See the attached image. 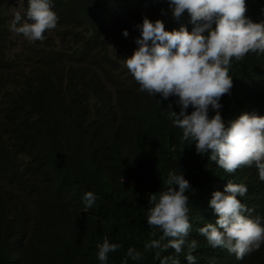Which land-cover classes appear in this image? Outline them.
I'll use <instances>...</instances> for the list:
<instances>
[{
    "label": "clouds",
    "instance_id": "clouds-1",
    "mask_svg": "<svg viewBox=\"0 0 264 264\" xmlns=\"http://www.w3.org/2000/svg\"><path fill=\"white\" fill-rule=\"evenodd\" d=\"M3 1L9 6L7 28L13 37L41 42L58 28L59 14L52 0H28L25 16V0ZM245 1L250 5V0H168L173 21L178 22L187 11L192 30L181 25L178 30L167 31L162 20L153 22L145 17L142 25H137L141 35L136 32L134 36L138 48L119 58L122 75L115 81L153 100L150 96L171 99L175 107L168 106L166 126L173 134L182 131L181 144L191 141L197 155L210 153L208 159L227 176L223 182L209 183L205 219L195 227L194 211L191 205L188 208V169L169 173L164 183L168 187L161 192L159 174L153 169L123 180L138 187L145 179L152 181L154 193L149 190L145 196L150 205L147 223L162 233L154 231L145 249L156 250L160 264H179L173 255L161 258V252L183 253L193 264L194 251V264H264V221L252 208L263 201L264 116L239 113L226 124L220 113L233 87L229 75L233 59L242 61L245 56L264 54V22L246 17ZM257 10L264 15V1ZM123 35L128 36L127 30ZM108 89L114 99L117 87L113 80ZM18 92L2 91L0 113L3 101ZM91 103L90 99L84 106ZM66 104L73 108L70 100ZM36 136L40 144L55 141L38 123ZM23 145L20 138L4 148L0 144V262L17 264L23 257L35 260L37 251L47 248L74 259L76 254L79 258L97 248L98 259L104 264L108 254L121 247L109 243L108 238L101 242L109 221L108 208L98 204L92 210L97 200L93 192H86L83 198L79 190L80 196H75V182L56 176L48 168L40 169L37 180L30 179L27 171L15 176L13 167L19 160L25 168L34 157L10 156ZM59 153L66 156L62 148ZM151 159L138 155L126 161L137 168ZM242 169L241 176L233 178ZM110 224L126 234L125 218L110 219ZM129 257L143 258L134 247L127 249L123 264Z\"/></svg>",
    "mask_w": 264,
    "mask_h": 264
},
{
    "label": "trees",
    "instance_id": "trees-1",
    "mask_svg": "<svg viewBox=\"0 0 264 264\" xmlns=\"http://www.w3.org/2000/svg\"><path fill=\"white\" fill-rule=\"evenodd\" d=\"M52 1L59 14L58 28L43 41L31 43L8 32L9 6L0 0V97L5 89L20 91L16 97L3 101L0 128H6L0 129V144L4 148L20 138L24 141L22 149L10 156H34L25 168L19 160L13 167L15 176L27 171L30 179L37 180L40 169L48 168L56 176L70 177L75 182V196L81 192L84 198L86 192H93L97 200L92 210L98 204L108 208L109 221L103 228L101 242L108 238L109 243L121 247L110 252L104 264H123L129 247L143 258L129 257L127 264H160L155 258L156 250L145 249L154 231L162 233L147 223L150 205L145 196L152 181L145 179L138 187L123 180L153 169L159 174L162 184L157 186L161 192L168 187L164 183L169 173L188 169V208L191 205L194 211L195 227L205 219L209 183L223 182L227 176L208 159L210 153L197 155L191 141L181 144L182 131L173 134L166 126L168 106L175 107L171 99L146 94L155 101L115 80L122 75L119 58L138 48L134 36L136 32L141 35L137 25H142L145 17L153 22L162 20L167 31L178 30L181 25L191 31V17L185 11L178 22L173 21L168 0ZM263 1L250 0V5L245 1L246 17L264 22V15L257 10ZM27 8L25 0L22 16ZM125 30L127 37L123 35ZM229 75L233 87L220 112L225 123L244 112L264 116V54L245 56L242 61L233 59ZM110 80L117 87L114 99L108 89ZM90 99L93 104L84 106ZM68 100L72 109L66 106ZM37 123L55 141L40 144ZM61 148L66 156L59 155ZM138 155L153 159L134 168L126 160ZM243 170L233 178H239ZM261 196L260 206L252 208L264 221V191ZM116 217L125 218L126 234L111 228L110 219L113 222ZM167 255L175 256L179 264H189L183 253L176 256L174 252H161V258ZM193 255L196 261V251ZM36 257H23L17 264H101L97 248L79 258L76 254L74 259L48 248L37 251Z\"/></svg>",
    "mask_w": 264,
    "mask_h": 264
},
{
    "label": "rangeland",
    "instance_id": "rangeland-1",
    "mask_svg": "<svg viewBox=\"0 0 264 264\" xmlns=\"http://www.w3.org/2000/svg\"><path fill=\"white\" fill-rule=\"evenodd\" d=\"M7 1H10L11 2V0H7ZM127 89H131V87H129L128 85H126V84H124V83H122Z\"/></svg>",
    "mask_w": 264,
    "mask_h": 264
}]
</instances>
